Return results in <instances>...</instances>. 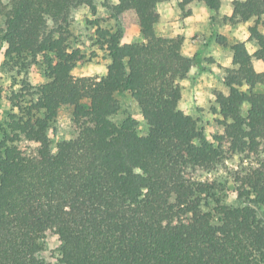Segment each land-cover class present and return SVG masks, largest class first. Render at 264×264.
<instances>
[{
	"label": "trees",
	"instance_id": "trees-1",
	"mask_svg": "<svg viewBox=\"0 0 264 264\" xmlns=\"http://www.w3.org/2000/svg\"><path fill=\"white\" fill-rule=\"evenodd\" d=\"M165 1L111 7L114 16L134 12L141 41L123 44L120 30L99 31L110 64L92 79L73 75L84 55L69 47L68 22L73 9L95 12V0H0L6 55L40 56L48 78L32 89L21 116L10 114L0 139V264H46L39 254L48 234L59 238L60 264H264V219L254 208L264 206V72L244 43L231 46L229 94L216 95L224 133L208 140L179 109V82L193 60L182 53V38L156 33ZM197 1L221 7V0ZM232 10L231 21L264 25V0H235ZM249 33L264 63V35L256 26ZM120 92L137 102L146 136L132 118L112 122ZM63 106L73 107L78 135L53 153L47 132ZM23 139L37 152L25 153ZM229 153L248 161L234 176L242 207L224 203L217 182L192 174H212Z\"/></svg>",
	"mask_w": 264,
	"mask_h": 264
},
{
	"label": "rangeland",
	"instance_id": "rangeland-1",
	"mask_svg": "<svg viewBox=\"0 0 264 264\" xmlns=\"http://www.w3.org/2000/svg\"><path fill=\"white\" fill-rule=\"evenodd\" d=\"M235 0H221L219 11L210 10L203 2L193 1L182 7L181 0H169L159 3L157 11L160 19L156 25L158 36L166 38L180 37L183 39L182 53L193 60V66L187 79L179 82L181 100L179 109L186 115L192 116L199 124L206 138L214 141V137L224 133L220 124L221 116L216 112L219 106L216 95L229 94V89L224 84L226 69L232 68L233 52L231 46L235 43H244L247 50L252 45L256 51V41L250 39L249 29L256 26L264 35V25L256 19L244 29L248 33L247 39H242L241 26L248 22L231 21V16L224 11L225 8L233 9ZM118 2V0H117ZM114 0H95L96 11L87 7L73 9L68 22L70 33L68 44L71 50L79 49L84 55V60L77 64L73 70L76 78L101 79L107 73L110 57L106 44L99 36V31L109 30L112 33H121L123 44H133L141 41L138 20L134 12H126L114 16L111 7L116 5ZM104 9L101 14L100 9ZM197 13L200 19H195ZM233 14V10H232ZM191 21V22H189ZM178 26V27H176ZM219 37L227 41V46L219 44ZM3 59L0 60V139L9 125L10 114L21 116V109L26 108L31 100L32 89L46 83L45 67L42 58L26 57L23 59L10 58L6 55L5 45H0ZM255 51V52H256ZM249 52V51H248ZM252 55L255 68L256 63H262ZM227 65V67L225 66ZM192 69H196L192 72ZM187 81V84L184 82ZM211 85V86H210ZM247 88H244L246 90ZM15 95L19 98H14ZM119 110L111 117L112 122L120 125L127 118L136 122V131L141 136H146L149 126L144 120L137 102L127 92L115 95ZM203 98L204 103H201ZM14 99V100H13ZM73 107L63 106L58 111V116L48 129L51 141V151L56 152L57 144L73 140L78 135V129L73 123ZM20 148L27 154L36 153L38 144L22 140ZM241 155L227 154L226 160L212 174H207L199 169L192 171L193 176L201 181H215L219 185V195L223 202L233 206L242 207L247 203L238 198L237 185L234 182L235 173L247 164ZM212 206L213 202L208 201ZM259 218L264 219V206L254 207ZM209 209V208H208ZM45 250L39 254L46 264H60V241L58 236L48 234Z\"/></svg>",
	"mask_w": 264,
	"mask_h": 264
},
{
	"label": "clouds",
	"instance_id": "clouds-1",
	"mask_svg": "<svg viewBox=\"0 0 264 264\" xmlns=\"http://www.w3.org/2000/svg\"><path fill=\"white\" fill-rule=\"evenodd\" d=\"M114 2H117V0H114ZM224 11L227 13V15H229V16L232 15V9L231 8H225ZM100 12H101V14H103L104 13V9L101 8ZM195 19H200L199 13H197ZM189 22H191V21H189ZM251 24H252V21L250 20L248 22V25L241 26V32L244 33V35L241 37L242 39H247L248 33L245 32L244 29L247 28L248 26H250ZM176 27H178V26H176ZM248 51H249V54H252L253 52L256 51V49L252 45H249L248 46ZM2 59H3L2 50H0V60H2ZM225 66L227 67V65H225ZM255 70H256L257 73L264 72V63H256L255 64ZM195 71H196V69H192V72H195ZM184 83L187 84V81H185ZM245 87H247V86H245ZM201 103L202 104L204 103L203 98L201 99ZM245 107H247V105H245Z\"/></svg>",
	"mask_w": 264,
	"mask_h": 264
}]
</instances>
